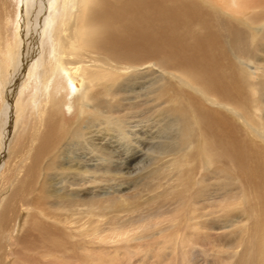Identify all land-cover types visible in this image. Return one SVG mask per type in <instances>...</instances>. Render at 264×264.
Masks as SVG:
<instances>
[{
    "label": "bare ground",
    "instance_id": "6f19581e",
    "mask_svg": "<svg viewBox=\"0 0 264 264\" xmlns=\"http://www.w3.org/2000/svg\"><path fill=\"white\" fill-rule=\"evenodd\" d=\"M38 1L54 19L31 21L32 0H0V150L18 141L4 157L17 182L0 194V264H120L144 245L177 264L194 244L187 230L213 227L198 222L199 206L239 202V264H264V0ZM148 135L158 147L144 153ZM140 165L150 181L171 170L173 184L158 192L149 181L124 199L89 193ZM164 208L169 227H144L150 242L96 251V239L125 238Z\"/></svg>",
    "mask_w": 264,
    "mask_h": 264
},
{
    "label": "rangeland",
    "instance_id": "374dc122",
    "mask_svg": "<svg viewBox=\"0 0 264 264\" xmlns=\"http://www.w3.org/2000/svg\"><path fill=\"white\" fill-rule=\"evenodd\" d=\"M33 1L34 0H32V3H34V4L31 6L33 9H31L30 14H28L31 17H32V15L33 16L35 15L34 17H32L33 20L30 17L31 21L37 20L42 15H43L42 17L45 19V21L48 19L50 20L52 18L54 19V17H51L52 16V10H53V5L51 4V2L45 1L46 3L43 5L42 1H40V2L38 0L34 1V2ZM196 1H199V0H196ZM209 1L212 4V6H216V7L220 6L221 8H225L223 5L224 0H209ZM204 6L210 7V5H207V4ZM49 9L51 11H49ZM228 12H229V9H228ZM230 12H231V10H230ZM237 16L239 18H243V16H241V15L239 16V14ZM49 23H50V21H49ZM44 31H46V30L44 29ZM17 33L18 32L13 27L11 30V35L14 34L13 36H15L14 38H16ZM16 42H17V39H16ZM12 45H13V42H12ZM13 48H15V47H13ZM0 54H1V51H0ZM1 60L2 61L4 60L3 55H2ZM12 60L16 61V57L12 56L11 59L7 60V62L5 61L6 64H8V66H6V68H10L9 70H11V74H13L15 72V69H14L15 64H12ZM255 80H257V79H255ZM7 87H8V85H7ZM21 92H22V89L20 88V90H19L20 94L18 93L17 98L14 100V103H16L15 102L16 100L19 101V99L21 97ZM14 103H13V105H14ZM79 115L80 114L78 113V110L76 109L71 115L68 116L67 124H72L73 122L77 121L79 119ZM24 116L26 117L25 113H24ZM20 123H21V121H20ZM22 124H23V122L21 124H19L20 125L19 127H22ZM16 133H18V132L14 130L11 138H14ZM147 137L148 138L144 139L143 142L141 141L142 139L140 140V142H142V143H140L141 147L145 148L144 153H148L149 151H154L158 147L157 143L159 142V139L153 140L150 135H148ZM15 139H16V137H15ZM19 140H21V139H19ZM106 140L108 141L109 139H106ZM15 143L17 144L18 141L14 142V144L12 143V145L9 147L10 150H8L9 145L6 146L5 150H4V148H1V150H0V159H1L0 160V190H1L0 194L3 193V194H5V196H8L10 194L11 189H13L15 187V184L17 182V180L14 179L15 177L13 178V175L9 172L11 170H9V171L4 170V168L6 166V159L9 157V153H11V152L14 153V151H15L14 150L15 149L14 147L16 146ZM116 145H117V143H116ZM154 145H156V146H154ZM17 146H18V144H17ZM118 147H119V145H117V148ZM8 151H10V152H8ZM82 157L83 158L85 157L84 160H87V161L90 158L87 153H83ZM97 161L99 162L100 160H99V157L96 155V165H98L100 163V162L98 163ZM219 166H221V164H219ZM143 168L144 167H142V165H140V166H138L136 171L131 173V175H127V177L124 176L123 178H122V176L117 177V178L114 177V178H111L107 181H101L100 179H97L95 185H92V184L88 185L87 188L89 189V193L92 192L93 193L92 195L96 196V200H102L103 201V200H107L110 198L124 199V198L129 197V196L132 197L133 195H135L139 191L145 190V188L147 186H149L150 183H153V182H156V184H158V186H160V189L158 190V192H162L163 190H166L168 187H170L171 184H173V181H171L172 177H173L171 175V172H172L171 170H168V169L165 170L162 173L159 180H156V181L151 180L150 181L149 179H146ZM1 169H3V170H1ZM216 170L224 171L222 168H219ZM230 170L231 171L228 173L229 174L228 176L235 177L236 175L239 174L237 171L233 170L232 168H230ZM17 172L15 175L18 174ZM210 174H211V172H210ZM143 176H145V180H144ZM7 178H9L10 180ZM3 179H5V180H3ZM11 179L12 180L14 179L15 183H14V181H11ZM7 181L9 183H7ZM149 181H150V183H147ZM222 182H223V178H222V176H220L218 180L212 181L210 183H213V185L218 184L220 186L222 184ZM8 184H9V186H8ZM64 186H65L64 184H60L59 187H64ZM7 187H10V188L8 189ZM237 187H238V185H237ZM259 193H263V191L260 190ZM144 195L146 196L147 193H144ZM213 203H215V200L206 201V204H213ZM261 204H262V206L259 207V210H262L261 213H262V216H264V214H263V212H264L263 204L264 203L261 202ZM201 205L199 206V208L202 207ZM242 205H243V202H242V204H241V202H239V203H236L235 206H230L229 209H226L224 211L220 208L219 204H218L217 208H215V209L201 210L198 208V210H201V211L197 210L194 213V215L199 220L198 222H201V223L203 221L208 222V223H210V225L213 224V227L212 226H208V228L207 227H205V228L199 227L196 229V231L194 229L187 230L186 236L194 244L193 245L189 244V246L184 247V250L182 253H180L178 250L176 251V255H177L176 260H178L177 264H235V263L239 264L240 260H238V258L242 252V247H240V245H241L240 241H237V240H239V237H240L239 235H241L239 230H238V228H239L238 226H240V224L241 225L243 224L242 219L239 215L244 211V206H242ZM166 210L168 211L167 208L166 209L164 208L161 218L152 219V224H150L151 222H147V224L145 223L146 225L144 224L143 226H134L131 228L127 227L128 229L125 227L126 230H124V231L120 230L121 232H126L128 230L127 232H129V234H127L128 236L125 238L124 237H121V239L116 238V240H97L96 239V251H97V249L98 250H105L108 248H114V247L116 248V247L121 246V245L128 246V245H126L127 243H125V242L128 238H132L133 236H134V238H138V237L144 235L143 237H146V241L150 242V237H148V235L146 234L148 232V230H145V228H147V227L151 228L152 233H156L161 229L165 230V228H168L169 227V218H171V217H169L170 214H165ZM227 215L230 217L225 218ZM200 217L201 218L203 217V218L200 219ZM100 221L102 224L99 223V225H101V230H100L101 232L99 235L100 236H109L111 234L109 232H111V231L108 230L107 219L100 217ZM155 224H156V226H154ZM151 225L154 227H151ZM125 228H123V229H125ZM152 235H154V234H152ZM123 238H124V241H123ZM146 241L145 240L141 241V243L146 244ZM138 243H140V242L139 241H133V243H131V244H133V246H135V244H138ZM144 246H142V250L139 251L138 255H135L133 257L130 255V257H132V259L131 258L130 259L124 258L123 262H121L120 264H172L171 254L173 252L171 250H166L162 253H159L154 248H152L150 245H147L145 247ZM111 250H113V249H111ZM186 256H188L187 259H186ZM246 264H248V263H246Z\"/></svg>",
    "mask_w": 264,
    "mask_h": 264
}]
</instances>
